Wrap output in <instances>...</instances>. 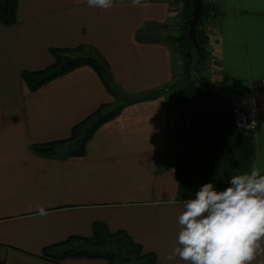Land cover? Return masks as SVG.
Listing matches in <instances>:
<instances>
[{"label": "crops", "instance_id": "1", "mask_svg": "<svg viewBox=\"0 0 264 264\" xmlns=\"http://www.w3.org/2000/svg\"><path fill=\"white\" fill-rule=\"evenodd\" d=\"M178 1L142 0L145 11L131 0H115L108 9L86 0H20L17 22L0 24V264H109L65 254L121 233L155 264H186L164 257L176 242L184 203L201 187L189 167L196 150L203 164L213 161L204 158L206 147L212 149L218 167L226 163L235 175L264 169V0H219L210 38L219 60L213 93L230 108L232 95H245L259 113L250 134L255 154L245 171L234 165L239 154L230 157L227 145L185 138L189 107L180 94L172 39L182 16ZM53 47H93L115 83L136 98L120 103L119 114L94 132L84 155L68 154L79 150L76 140L59 145L53 156L32 148L70 139L100 106L118 102L89 66L31 91L22 72L51 66ZM213 184L227 186L226 179ZM46 249L66 257L56 261Z\"/></svg>", "mask_w": 264, "mask_h": 264}, {"label": "trees", "instance_id": "2", "mask_svg": "<svg viewBox=\"0 0 264 264\" xmlns=\"http://www.w3.org/2000/svg\"><path fill=\"white\" fill-rule=\"evenodd\" d=\"M180 1V0H179ZM183 2L182 18L183 27L179 37L172 38L175 44V51L179 52L184 60L182 72L177 73L179 77L178 85H183L181 96L185 104L189 107L187 116L191 119L190 127L187 128L186 139H194L191 144L197 140L206 139L209 143H220L227 145V154L231 156L239 154L233 159L234 165L240 169H246L251 166L254 158L255 149L251 142L253 133L239 136L234 132L235 126L232 109L221 101L216 94L213 93L210 79L205 76L202 63L206 58V36L202 29L206 23L211 10L207 0H202L203 9L200 20L196 26L197 47L193 38L188 34L190 21L193 12V0H181ZM20 0H0V24L12 26L18 20V6ZM54 58V63L44 70L22 72V77L31 91H37L48 82L72 72L81 66H89L93 68L102 79L104 85L112 95L117 99L116 107L110 108L106 105L100 106L92 115L83 120L73 128L72 136L65 141H54L48 143H35L32 148L36 153L46 156H53L58 151V146L69 141L76 140L84 128L85 137L79 144L78 151L70 150L69 155L85 154V146L94 132L106 121L115 117L121 110L120 103L136 100L132 96L123 92V90L115 83L111 74L109 63L107 60L93 47L78 48H56L50 49ZM227 115L228 121L224 123L222 128L217 123V118L221 115ZM231 118L233 121H231ZM209 123L213 124L214 139L210 136L206 137L203 130ZM217 123V124H216ZM223 130V133L216 130ZM238 129V128H237ZM202 135V137H201ZM236 141H231L235 139ZM193 137V138H192ZM215 140V141H214ZM199 142V141H198ZM214 145V144H213ZM236 160V161H235ZM185 176V173H182ZM114 239H100L90 245V247L72 253L67 252L65 255L87 256L94 258H105L109 264H155V257L151 254L143 253L142 248L134 243L124 233L114 235ZM102 248V249H101ZM44 255L56 261H62L66 256H56L46 249Z\"/></svg>", "mask_w": 264, "mask_h": 264}, {"label": "clouds", "instance_id": "3", "mask_svg": "<svg viewBox=\"0 0 264 264\" xmlns=\"http://www.w3.org/2000/svg\"><path fill=\"white\" fill-rule=\"evenodd\" d=\"M89 7L108 9L115 0H86ZM133 6L148 10L142 0ZM40 214L45 215L43 207ZM180 230L164 259L186 264H264V169L232 176L218 189L203 184L186 200L178 216Z\"/></svg>", "mask_w": 264, "mask_h": 264}, {"label": "built area", "instance_id": "4", "mask_svg": "<svg viewBox=\"0 0 264 264\" xmlns=\"http://www.w3.org/2000/svg\"><path fill=\"white\" fill-rule=\"evenodd\" d=\"M208 4L211 7L209 17L206 23L203 25L202 29L206 36V58L202 63V69L210 81L219 71V60L216 56L213 46L210 43V38L213 36V32L215 30V19L218 16V4L219 0H207ZM179 11L181 13L183 2L180 0L177 3ZM183 18L179 16L176 20L175 24V37H179L182 32L183 27ZM175 67L178 73H181V68L184 65L183 57L179 52H176L175 56ZM211 87L212 83H211ZM213 91V90H212ZM231 107L233 113V119L235 126L241 130L248 131L250 133H254L259 123V113L257 108L250 102L249 98L242 94H235L231 96ZM191 119L186 116L185 118V126L186 128L190 127Z\"/></svg>", "mask_w": 264, "mask_h": 264}, {"label": "rangeland", "instance_id": "5", "mask_svg": "<svg viewBox=\"0 0 264 264\" xmlns=\"http://www.w3.org/2000/svg\"><path fill=\"white\" fill-rule=\"evenodd\" d=\"M182 70V68H181ZM179 74V73H178ZM177 74V76H178ZM232 109V107H231ZM228 121V118H227V115L225 114H221L218 119H217V123L218 125L222 128V126L224 125L225 122ZM216 123V124H217ZM213 124L214 123H209L206 128L203 130V133L206 137L210 136L211 140H213L214 136H213ZM239 129V128H238ZM248 132V131H247ZM244 134H246L245 132H243ZM225 135V134H224ZM222 135V136H224ZM85 137V132L81 133L78 138L76 139L75 143H78L77 145H79L83 138ZM202 137V135H201ZM204 142L206 144H210L209 141L206 139H204ZM194 144V143H193ZM226 147V144H223L220 146L221 149H224ZM200 148V147H199ZM198 148V149H199ZM218 148V147H217ZM216 147H214V149H217ZM205 150H208L207 151V157H204L205 159H208L211 161V159L213 160L211 163L210 162H207L205 161L203 164H201V155H202V152H200L199 150H196L195 154L193 157H191V161H190V164H189V167L190 168H193V174H194V180L197 182L199 181L200 185L202 186L203 184L205 183H208V182H212L214 183V181L216 182H219L221 181L222 184L224 182V180L226 179V182L228 181V178L225 177V173L228 176L231 175L234 176L235 172L233 170L232 167H226V163L223 164V167L220 165V167H218L219 165L217 164V161L216 159H213L212 156H213V152H212V149L209 150V148L206 147ZM227 151V150H226ZM227 153V152H226ZM201 154V155H200ZM185 158V157H184ZM186 162V161H185ZM184 162V166L187 168V164H185ZM193 164V165H192ZM195 165V166H194ZM203 165V166H202ZM245 171V170H244ZM239 172V171H238ZM219 186H221L220 184L221 183H217ZM102 249V248H101Z\"/></svg>", "mask_w": 264, "mask_h": 264}, {"label": "water", "instance_id": "6", "mask_svg": "<svg viewBox=\"0 0 264 264\" xmlns=\"http://www.w3.org/2000/svg\"><path fill=\"white\" fill-rule=\"evenodd\" d=\"M202 9H203L202 0H193V12H192V18L190 21L188 34L193 38L194 44L196 47L198 45L197 35H196V26L200 20Z\"/></svg>", "mask_w": 264, "mask_h": 264}]
</instances>
